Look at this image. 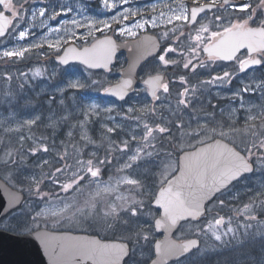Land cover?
<instances>
[{
  "label": "rangeland",
  "instance_id": "rangeland-1",
  "mask_svg": "<svg viewBox=\"0 0 264 264\" xmlns=\"http://www.w3.org/2000/svg\"><path fill=\"white\" fill-rule=\"evenodd\" d=\"M30 1L28 13L16 15L26 21L17 43L10 35L0 42V65H6L0 68V145L23 157L22 166L0 176L29 198L0 226L124 239L132 244L126 264H145L160 236L151 206L158 187L175 172L182 150L220 136L253 161L254 173L212 201L202 220L178 228L176 238L196 236L201 244L177 264H264V55L263 65L246 74L200 62L195 50L174 44L186 18L177 0ZM219 1L211 30L241 17L245 25L264 26V0ZM153 28H160L164 45L141 78L170 68L176 80L157 101L142 85L125 102L105 100L100 93L113 71L53 61L70 42L91 43L108 33L129 38ZM222 250L228 253L222 259L210 258Z\"/></svg>",
  "mask_w": 264,
  "mask_h": 264
},
{
  "label": "water",
  "instance_id": "water-1",
  "mask_svg": "<svg viewBox=\"0 0 264 264\" xmlns=\"http://www.w3.org/2000/svg\"><path fill=\"white\" fill-rule=\"evenodd\" d=\"M5 1L0 0V5ZM212 8V4L193 8L192 16ZM9 23L10 16L0 11V37L6 35ZM129 45H132L130 50ZM244 50L250 55L264 51V26L228 29L202 49L207 56L227 63ZM121 51H127L128 63L119 71V80L101 95L104 99L123 102L134 92L140 65L158 53L156 36L146 33L127 42L104 36L81 48L68 44L55 60L63 65L79 62L90 69L107 70ZM261 65L260 57L248 58L241 63V71ZM167 81L164 73L147 76L144 83L148 86V97L155 98L156 91ZM253 171L254 165L246 155L220 137L183 150L176 171L157 189L151 203L159 211L153 227L161 236L154 241V254L147 264H168L198 249V237L177 239L175 232L182 223L202 218L216 195ZM24 199L22 190L0 176V219L18 209ZM130 253L128 241L102 238L89 232L40 227L13 233L0 229V264H125Z\"/></svg>",
  "mask_w": 264,
  "mask_h": 264
},
{
  "label": "flooded vegetation",
  "instance_id": "flooded-vegetation-1",
  "mask_svg": "<svg viewBox=\"0 0 264 264\" xmlns=\"http://www.w3.org/2000/svg\"><path fill=\"white\" fill-rule=\"evenodd\" d=\"M98 1L99 0H96L93 3L97 4ZM177 1L181 5L185 6L186 18L183 19L182 22H179L180 24H183L185 26V29H184V33H182L183 31L181 30L179 33L177 32L174 35L175 36V41H176V43H174L175 45H177L179 47H182V49H185V50H189L190 48L195 50L197 52L198 58H200L199 59L200 62H202V63L203 62L205 63V62H210V61L213 62V61H215V62H222V63L228 64V65H233V66L238 67V69H239L241 74H246V73H249L251 71H254L255 69H258V68H255V69H251V70L246 71V72H242L241 71V63L243 61H245L246 59H248V58H252V57H255V56H263L264 52H262L260 54L256 53V54L250 55L247 50H244V51H241L236 56L234 61L229 62V63H225V62L221 61L217 57L207 56L202 51L203 47H205L206 45H208L209 43L214 41L216 39V37L221 32H223V31H225L227 29H230L232 27L240 26V27L244 28V27H247V26H255L256 25L255 21L251 20V22L249 21V25H245V23L247 22V21H245L246 19H243L242 17L241 18H236L235 20H231L229 22V24L226 25L225 27H223L222 29L217 30V31H213V30L210 29V26H209L210 25V19H211L212 14H215L216 12H220V11H217V10H219V8L220 9L222 8V6H221L222 4L220 3L219 0H177ZM224 1L226 2L227 0H224ZM205 4H212L213 8L210 9V10H206V11L202 12L199 15L193 14V16H192V9L193 8H197V7H200V6L205 5ZM31 6H32V2L30 0H24L23 2L16 3V4L13 3V0H6L2 5H0V11L3 10V11L6 12V14H8L10 16V23H9L8 31H7L5 36L0 37V42L3 39L8 38L9 35H10L11 36V40L10 41H12L11 43L13 45H15L17 43V41L15 40L14 36L16 38L18 37L19 31H20L19 29L25 26L26 21H24L20 16H16V15H17V13H21V11H24V12L28 13L29 8ZM19 18L22 19L21 22L18 21ZM53 21L55 22L56 19L54 18ZM15 22L17 23V27L13 31ZM175 23H177V22L175 21ZM11 31H13V34H11ZM146 33H150V34H152V35L157 37V39L159 41V51H158V53L156 55H154L153 57L147 59L146 61H144L140 65V67L138 69V72H137V83H136L134 92L129 97H131L136 92V90H137L139 85L143 86V88L145 90V93H146V95L148 97V86L144 83V79L147 76H149V75H153V74H157V73H165L168 76V81L162 84L160 89H158L156 91V97L151 99L153 101H157L158 98H159V93H161L163 90L167 89L169 87V85H171L172 83H174L176 81L170 75L171 74V69L170 68H168L165 71H158V72L148 73L143 78H141V75H140L141 71L145 67V65H148L151 61L156 60L161 54V51L163 49V45L164 44H163V39H162V36H161L160 28H153V29H149V30L148 29L147 30H143L142 32L138 33L137 35H135L133 37H129V38H123L120 35L108 33V34L102 35L100 37H97L95 40H97L98 38L104 37V36H110V37L114 38L117 41L127 42V41H130V40H135V39L139 38L141 35L146 34ZM181 37H184V38L180 39ZM95 40H93L92 42H94ZM91 43L84 42V43H82L80 45H77L74 42H70L68 44H74L78 48H81V47L89 45ZM68 44H66V45H68ZM168 44H170V43H168ZM66 45L63 46V48H62V50L60 51L59 54L52 55L53 56V61L57 65H59V66L61 65V67L75 66V65L83 66L79 62H74V63H69L67 65H63V64L58 63L55 60V57L59 56L63 52V50H64ZM170 45H173V44H170ZM131 48H132V45H129L128 49L130 50ZM121 58L123 59V61H119V59H121ZM199 60H197V61H199ZM261 60H262V65H263L262 57H261ZM127 63H128L127 51H121L120 53H118L116 55L114 64L109 69L102 70V71H105V72L113 71L112 72V77L114 78V80L111 81V83L108 86H106L104 89H106L107 87H109L110 85H112L113 83H115V82H117L119 80V78H120L119 71L122 68H124L127 65ZM187 72H188V70H186L184 73L188 74ZM104 89L101 91V93L104 91ZM13 94H15V92ZM20 96H21L20 94L18 96L15 95L17 100H19ZM0 228H2V227L0 226ZM178 239H183V238H178ZM130 246H131V249H132V244H130ZM198 250L192 251L189 255H186L183 258H181L179 260H176V261H173V262H171L169 264H177L178 262H180L182 260H185L186 258L190 257L193 253L197 252ZM153 254H154V252H152L151 257L145 262V264H147L149 262V260L153 257Z\"/></svg>",
  "mask_w": 264,
  "mask_h": 264
},
{
  "label": "trees",
  "instance_id": "trees-1",
  "mask_svg": "<svg viewBox=\"0 0 264 264\" xmlns=\"http://www.w3.org/2000/svg\"><path fill=\"white\" fill-rule=\"evenodd\" d=\"M4 66H6V65H3V66L0 65V68L1 67L4 68ZM4 150L5 149H3V147L0 145V173L3 174V175H5L8 172L12 173L15 170V168H17V166H22V160H21V158L23 159V157L20 156V155H18V154L16 156H14V153L17 152L15 149H11L10 151H7L6 153H5ZM51 179H52V177L48 178V180L50 182H52ZM52 183H54V185H56V184L58 185V183L56 181L55 182H52ZM48 190L50 191V190H52V188L51 189H48ZM40 197L42 198V200H44V199L47 198V197H45L43 195L40 196ZM28 198H29V196L26 194L25 202H24V204L21 206V208L19 210H22L24 208V206L26 205V201L28 200ZM19 210H17V211H19ZM25 220H23V222H21L20 224L21 225H24V223L27 224V221L28 220L27 221H25ZM7 230H10V231L15 232L16 229L13 228V229H7ZM226 254H228V253L227 252H224V250H222L221 253H217V256H216L215 253H213L210 256V258L211 259H214V260H216V258L222 259V257L225 256Z\"/></svg>",
  "mask_w": 264,
  "mask_h": 264
},
{
  "label": "bare ground",
  "instance_id": "bare-ground-1",
  "mask_svg": "<svg viewBox=\"0 0 264 264\" xmlns=\"http://www.w3.org/2000/svg\"><path fill=\"white\" fill-rule=\"evenodd\" d=\"M142 1H146V0H142Z\"/></svg>",
  "mask_w": 264,
  "mask_h": 264
}]
</instances>
